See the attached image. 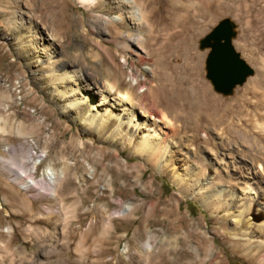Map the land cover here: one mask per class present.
<instances>
[{
    "label": "rangeland",
    "instance_id": "374dc122",
    "mask_svg": "<svg viewBox=\"0 0 264 264\" xmlns=\"http://www.w3.org/2000/svg\"><path fill=\"white\" fill-rule=\"evenodd\" d=\"M55 2L58 19H39L30 4L10 11L0 0V264H264V137L245 145L238 117L234 127L219 118L246 89L264 91V0H155L150 36L157 43L143 21L138 31L125 13L100 14L96 0ZM10 13L15 30L5 20ZM96 18L119 24V38ZM221 20L233 25L232 48L252 70L228 96L212 91L207 50H198ZM47 40L61 63L88 76L96 95L105 82L128 93L138 116L172 119L178 95L205 87L222 124L172 137L154 123L171 147L151 167L126 141L99 139L61 109L33 51ZM258 77L261 87L253 85ZM49 173L61 176L53 192L22 187L45 185ZM217 189L224 191L218 200L205 196ZM242 192L249 210L236 225L244 207L231 194Z\"/></svg>",
    "mask_w": 264,
    "mask_h": 264
},
{
    "label": "bare ground",
    "instance_id": "6f19581e",
    "mask_svg": "<svg viewBox=\"0 0 264 264\" xmlns=\"http://www.w3.org/2000/svg\"><path fill=\"white\" fill-rule=\"evenodd\" d=\"M19 1L20 0H4V9L10 11H12V8L18 9L21 3L24 2L27 5H32V11L39 15V19L42 15L46 14H49L53 18L54 16L56 18L58 16L57 14L59 12L57 11L59 5L58 3L56 4V0ZM96 1L98 3L97 6L95 5V9H97L100 14H119V18L121 19V16L125 13L128 19L134 22L138 31L140 29L145 30L143 23L146 24L148 38L156 43L158 42V38L150 36L153 29L151 27V23H153V15H151L152 12L149 8L153 5L155 0H144L142 3H139L138 0ZM90 2L91 0H81V4H90ZM8 16L12 17L10 18ZM8 16V18L6 17L5 19L6 22L11 25L12 30L17 29L14 15L10 13ZM96 23L100 25L103 24V29L113 37L112 40L116 41L119 38V24L115 27L103 23L100 18H96ZM57 24L63 31L65 30L62 22ZM51 47L52 41L47 40V43L44 42L40 45H34L33 51L35 52V55L38 54L45 62L47 67L45 79L51 87L52 93L55 94L54 97L57 102H60L61 109H63L64 112L70 113L75 122L93 130L94 134L96 133V136L99 139L116 140L119 142L122 140L124 142L126 141L128 145L135 148L136 155L141 158L145 164H148L151 167H159L162 162H164V156L169 154L168 152L171 147L170 136L167 133H164L162 136L156 134V131L152 128L154 123L160 124L164 130H167L171 134L172 137L179 131H184L185 133L189 131L197 133L200 129H207L208 127L219 128L222 124V122L218 120H213V112H215L220 106L214 108L215 104L213 103H215V100L205 87V90L202 88V91H199L192 97L185 93L184 96L182 94L178 96L175 95L178 99L175 100L176 112L175 115L172 116V119H169L167 115L161 113L154 114L155 118H153V116L150 117L145 115H139V117L134 113L132 107L128 108L127 106V103L131 104L128 93H117L113 85L105 82L103 83V90L99 92V95H96L93 92L94 85L90 82L88 76L86 77L81 74V70L77 69L76 66H69L63 62L61 63L58 60L59 57L56 51H54L53 48L51 49ZM137 59L139 62H147L146 59H143L140 55ZM253 85L261 87L263 81L258 77ZM248 96L250 99H247ZM239 97L240 98L237 99L235 106L232 108L219 109L221 114V117L219 118H221V121L224 119V122L225 120L230 119V124L225 126L234 127L232 121L236 115L238 117V122L235 128L238 129L241 133L240 135L243 136V143L245 145H257L256 139L261 140L264 137L262 134L264 133V114H262L264 112V91L254 92L252 89H246L245 93H242ZM174 99L175 98H173V100ZM251 100L254 102L252 103ZM151 118L153 119L151 120ZM227 127H225L224 130H226ZM141 130L147 131L142 134L141 137L133 139L135 136H139ZM250 133H252V135ZM129 134H131L132 138L129 137L127 139ZM248 137H250L251 140H249ZM232 139L234 140L235 138ZM205 143L208 145L210 144L208 140H205ZM1 162L4 165H8L7 161ZM46 176L48 179L46 180L47 183L45 185L29 180L22 183V187L26 189H38L40 193L47 190L53 192L57 189L58 181L61 179V176H55L50 173ZM181 181L182 178H178V182ZM223 193V190L217 189L216 191L206 193L205 196L212 200H218ZM231 197L234 198V201L239 200L242 202L244 207V211L236 219L237 225L243 214L249 210V206L246 202L247 196L246 193L242 192L241 195L231 194Z\"/></svg>",
    "mask_w": 264,
    "mask_h": 264
},
{
    "label": "water",
    "instance_id": "95a60500",
    "mask_svg": "<svg viewBox=\"0 0 264 264\" xmlns=\"http://www.w3.org/2000/svg\"><path fill=\"white\" fill-rule=\"evenodd\" d=\"M233 25L221 20L198 42V50H207L204 59V78L212 91L221 96L230 95L252 75V70L239 58L231 45Z\"/></svg>",
    "mask_w": 264,
    "mask_h": 264
}]
</instances>
